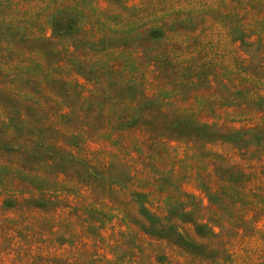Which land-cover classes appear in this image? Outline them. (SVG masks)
Masks as SVG:
<instances>
[{
    "label": "rangeland",
    "instance_id": "374dc122",
    "mask_svg": "<svg viewBox=\"0 0 264 264\" xmlns=\"http://www.w3.org/2000/svg\"><path fill=\"white\" fill-rule=\"evenodd\" d=\"M0 264H264V0H0Z\"/></svg>",
    "mask_w": 264,
    "mask_h": 264
},
{
    "label": "trees",
    "instance_id": "16d2710c",
    "mask_svg": "<svg viewBox=\"0 0 264 264\" xmlns=\"http://www.w3.org/2000/svg\"><path fill=\"white\" fill-rule=\"evenodd\" d=\"M77 20H74L73 18H71V19H69L68 20V24H73V25H76L78 22H76ZM59 24H60V22L58 21V20H56L55 21V26L57 27L56 29H58L59 30ZM147 217H150L151 219H153L151 216H147ZM156 221V220H155ZM161 226H163L162 224H161ZM156 229V231H159V232H161V230L159 229V228H155ZM151 231H155V230H153L152 228H151Z\"/></svg>",
    "mask_w": 264,
    "mask_h": 264
}]
</instances>
